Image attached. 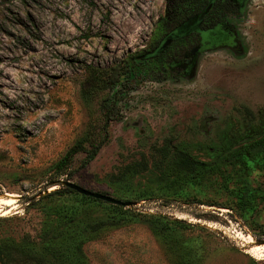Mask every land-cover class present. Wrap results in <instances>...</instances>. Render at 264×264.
Here are the masks:
<instances>
[{"label":"rangeland","instance_id":"obj_1","mask_svg":"<svg viewBox=\"0 0 264 264\" xmlns=\"http://www.w3.org/2000/svg\"><path fill=\"white\" fill-rule=\"evenodd\" d=\"M165 14L166 0H0V197L17 196L0 217V264H264L249 253L264 246V0L229 17V41L187 73L138 65L84 164L106 135V73L145 50ZM177 149L211 170L181 182ZM59 180L137 205L49 197Z\"/></svg>","mask_w":264,"mask_h":264},{"label":"trees","instance_id":"obj_2","mask_svg":"<svg viewBox=\"0 0 264 264\" xmlns=\"http://www.w3.org/2000/svg\"><path fill=\"white\" fill-rule=\"evenodd\" d=\"M234 15H239V12L234 8L232 0H166V14L157 26L153 42L159 43L161 37L170 36V34H168L169 31L175 28L176 33H174L176 36L173 38V44L167 49H161V46H157L154 51L141 54V61H134L133 66L136 67L138 64L150 60L153 57L162 64L168 54L171 55L170 53L177 52L179 53L178 55L181 56V52L185 49V46L191 44L194 37H198V33H191L192 31L201 27L203 29L212 28L216 33H221L223 32V28L228 25L227 19L229 16ZM183 29H188V31H183ZM131 63L130 60H126L121 65L114 67L106 73L107 78H105V80H107V84L111 85L113 89V96L108 100L105 99L100 105L103 122L102 132L104 131L106 135L98 143L95 141L89 144V149L85 151V165L89 164L96 158L101 146L108 139L107 132L111 121H113L115 117H118L120 113V98L123 93L129 91L128 86L136 77L135 70L134 75H131V68L133 67L131 66ZM135 79L134 82L136 81ZM261 143L262 142L253 143L251 146L257 147ZM79 150V147H73L57 163L56 170L59 176L68 174L69 166L75 155L79 153ZM245 151L246 147L235 151L233 155L235 161L242 157L245 158ZM175 154L176 158H178V161L175 163L176 169L181 172V182L183 183L195 181V179L200 178L202 174L211 170V164L198 161L182 150H175ZM214 170L215 168H213V171ZM62 193L79 194L70 188L62 187L49 193L48 196H57ZM81 196L86 200H94L96 202L108 204L117 210H125V207L122 206L113 205L84 195ZM236 198L242 209H246L251 202L250 197L242 194L237 195ZM253 199L255 200L256 198L254 197ZM175 224L179 227L187 226L184 221H176Z\"/></svg>","mask_w":264,"mask_h":264},{"label":"flooded vegetation","instance_id":"obj_3","mask_svg":"<svg viewBox=\"0 0 264 264\" xmlns=\"http://www.w3.org/2000/svg\"><path fill=\"white\" fill-rule=\"evenodd\" d=\"M232 1H233L234 8H236L240 14L243 7L250 0H232ZM229 17H231V16H229ZM227 22L229 23V18L227 19ZM175 31H176L175 28L171 29L168 34H170V36H171V34H173ZM183 31H188V29L187 30L183 29ZM193 32H197L198 37L197 38L194 37L192 43L189 45L187 44L185 46V49L182 50V52H181V56L178 55L179 53H177V52L176 53H170L171 55L168 54L167 58L165 59V61L162 62V64L160 62H158L157 60H155L154 57L150 60L143 62V63L144 64L150 63L153 66V68H154L153 71L157 77L158 76H164L167 79L168 78L172 79L175 77H179L182 72L187 73L186 70H188L189 68H191V66H193V64H192L193 55L199 53L203 48L208 47L209 45L211 46V45L219 44L223 41L224 42L229 41V40H225V38L228 37V34L224 33V31L221 33H218V32L216 33L215 30L212 28L203 29V28L199 27L198 29L192 31L191 33H193ZM153 41H154V38L151 39V42L149 43V45L146 47L145 50H143L139 54L134 55V56L130 57L129 59H127V60H130L132 62L131 66H133L134 61L135 62L141 61V54L146 53V52H152V51H154V49L157 46H163L164 49H167V48L171 47V45L173 44L172 43L173 40L169 41V36L161 37L159 43H154ZM195 43H198V44L196 45ZM193 45H195V46H193ZM143 63H140L138 65H142ZM136 68H137V66L136 67L133 66L131 68V70H132L131 75H134V70ZM133 77H135V76H133ZM134 79H133V82H134ZM130 85L128 86L129 89H130Z\"/></svg>","mask_w":264,"mask_h":264},{"label":"water","instance_id":"obj_4","mask_svg":"<svg viewBox=\"0 0 264 264\" xmlns=\"http://www.w3.org/2000/svg\"><path fill=\"white\" fill-rule=\"evenodd\" d=\"M175 36L176 35L174 33L171 34V36H169V41L173 40V38ZM162 48H163V46H161V49ZM56 185H62L63 187L70 188L71 190H74L81 195H84L87 197H92V198H95L97 200L107 202V203H110L113 205H118V206H122V207H126V208L137 205L136 202L122 201V200L116 199L112 196H109L107 194L91 191V190L86 189L84 187H81V186H79V185H77V184H75L69 180H66V181L65 180H59L56 184H53L52 186H56Z\"/></svg>","mask_w":264,"mask_h":264},{"label":"bare ground","instance_id":"obj_5","mask_svg":"<svg viewBox=\"0 0 264 264\" xmlns=\"http://www.w3.org/2000/svg\"><path fill=\"white\" fill-rule=\"evenodd\" d=\"M15 197L17 196H13L12 194H9L8 197H0V217L6 216L8 213L16 209L17 206ZM249 253L256 259H262L264 258V246L260 245L259 247H255Z\"/></svg>","mask_w":264,"mask_h":264}]
</instances>
